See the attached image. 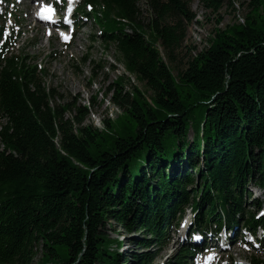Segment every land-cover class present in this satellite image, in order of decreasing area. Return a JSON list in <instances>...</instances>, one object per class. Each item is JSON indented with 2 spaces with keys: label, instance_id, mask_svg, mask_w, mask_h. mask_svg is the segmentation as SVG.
Masks as SVG:
<instances>
[{
  "label": "trees",
  "instance_id": "obj_1",
  "mask_svg": "<svg viewBox=\"0 0 264 264\" xmlns=\"http://www.w3.org/2000/svg\"><path fill=\"white\" fill-rule=\"evenodd\" d=\"M193 1L213 12L223 5L82 1L80 16L100 29L90 41L113 49L150 92L119 76L108 91L122 114L102 129L85 123L94 100L57 104L46 70L13 51L20 34L2 41L11 13L0 12V264H34L38 247L35 264H152L156 253L122 252L110 231L142 233L149 238L136 246L161 249L186 208L191 233L260 226L264 234L256 217L264 207V0H250L242 23L215 30L174 76L164 59L175 62L183 47ZM248 186L262 199L247 200ZM198 251L187 242L166 264H191ZM255 252L264 254V239Z\"/></svg>",
  "mask_w": 264,
  "mask_h": 264
},
{
  "label": "rangeland",
  "instance_id": "obj_2",
  "mask_svg": "<svg viewBox=\"0 0 264 264\" xmlns=\"http://www.w3.org/2000/svg\"><path fill=\"white\" fill-rule=\"evenodd\" d=\"M249 2L250 0H223V5L218 12L204 8L198 1L191 2L189 4L190 10L196 19L187 25L184 45L175 53V62L170 63L164 59L171 68L172 74L176 76L179 70L185 68V64L191 56H195L196 53L208 48V39L214 36L215 30H224L227 27L242 23L240 18L243 20L249 12ZM34 7L33 4L20 5L10 1L8 9L13 16L7 19L6 28H11L13 18L19 21L18 27L15 28V32L21 33L18 41L19 47L23 48L30 57H34L32 62L37 64L39 68L46 70L42 80L46 87L54 89L55 93L58 94L57 104H70L72 106L74 103L88 105L90 102L91 106V100H94V105L90 107L89 117L85 123L102 129L106 120L112 122L122 114V110L111 103V94L108 91L112 82L116 81L119 76L126 74L122 64L117 61L113 49L104 51L98 41H89L91 40L90 36L98 35L100 30L91 19L86 17L78 20L80 29L73 33L70 45H66L57 36L49 37L47 29L42 24L35 23L33 19ZM138 8L141 15L140 21L146 25L150 20V15L146 10L145 2L141 1ZM121 30L123 31V29ZM85 57H87L86 61H83ZM126 75L132 85L138 87L149 97L150 92L146 91L143 83L138 82L131 75ZM71 113L73 114V112ZM65 116L70 117L69 114ZM191 137L192 134L189 132V140ZM248 190L253 197H259L256 189L248 188ZM190 218L189 212L186 211L177 230L173 229L169 233V242L161 249L153 244L149 248L136 246L134 241L149 238L139 232L128 235L114 226L115 233L110 231V235L112 238H115L116 234L119 235L118 237L123 243L121 251L156 253L152 264H166L179 250L180 244L188 240L186 232ZM250 246L243 241L220 251L217 250L216 246L212 256L202 260H210L211 264H215V262L217 264L240 262L248 264L253 258L262 260L264 256L255 254ZM37 250L38 256L35 262L39 261L41 255L40 247ZM196 263L194 262V264ZM127 264L133 263L128 262Z\"/></svg>",
  "mask_w": 264,
  "mask_h": 264
},
{
  "label": "snow or ice",
  "instance_id": "obj_3",
  "mask_svg": "<svg viewBox=\"0 0 264 264\" xmlns=\"http://www.w3.org/2000/svg\"><path fill=\"white\" fill-rule=\"evenodd\" d=\"M45 18H47V17H45Z\"/></svg>",
  "mask_w": 264,
  "mask_h": 264
}]
</instances>
